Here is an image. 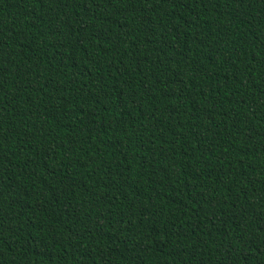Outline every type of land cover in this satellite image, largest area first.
Segmentation results:
<instances>
[{"label":"trees","instance_id":"trees-1","mask_svg":"<svg viewBox=\"0 0 264 264\" xmlns=\"http://www.w3.org/2000/svg\"><path fill=\"white\" fill-rule=\"evenodd\" d=\"M0 264H264V0H0Z\"/></svg>","mask_w":264,"mask_h":264}]
</instances>
